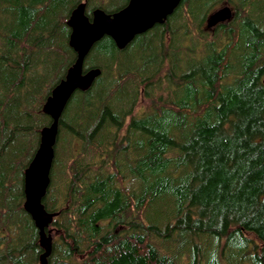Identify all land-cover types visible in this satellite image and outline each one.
Instances as JSON below:
<instances>
[{"label":"trees","instance_id":"trees-1","mask_svg":"<svg viewBox=\"0 0 264 264\" xmlns=\"http://www.w3.org/2000/svg\"><path fill=\"white\" fill-rule=\"evenodd\" d=\"M81 1L0 0V264H39L24 169ZM127 2L86 0V15ZM94 67L59 118L48 264H264V0H181L123 49L95 42Z\"/></svg>","mask_w":264,"mask_h":264},{"label":"water","instance_id":"water-1","mask_svg":"<svg viewBox=\"0 0 264 264\" xmlns=\"http://www.w3.org/2000/svg\"><path fill=\"white\" fill-rule=\"evenodd\" d=\"M180 2L181 0H128L125 6L113 12L95 8L89 18L86 15V0H83L72 9L66 19L70 28L68 45L75 52V59L42 104L41 110L51 118V122L40 129L38 146L24 169L23 177V208L38 230L39 245L43 250L39 255V264H48L53 240L52 229L48 227L59 214L48 211L43 204L50 184L59 118L73 93L88 90L101 74L98 67L84 70L87 54L103 36H109L118 49L125 48L136 35L155 24H162ZM232 15L230 5L224 4L207 16L205 26L212 28L229 20Z\"/></svg>","mask_w":264,"mask_h":264},{"label":"rangeland","instance_id":"rangeland-1","mask_svg":"<svg viewBox=\"0 0 264 264\" xmlns=\"http://www.w3.org/2000/svg\"><path fill=\"white\" fill-rule=\"evenodd\" d=\"M120 2H122V0H113V3H112V4H115V5H116V4L120 3ZM87 64H88V65H89V64H92V57H90V59H89V58L87 59ZM139 96H140V95H139ZM139 100H142L141 97L139 98ZM144 104L146 105V103H142L141 105H144ZM141 105H140V106H141ZM138 109H139L138 106L135 107V110H138ZM62 140H63V137L61 138V141H62Z\"/></svg>","mask_w":264,"mask_h":264},{"label":"flooded vegetation","instance_id":"flooded-vegetation-1","mask_svg":"<svg viewBox=\"0 0 264 264\" xmlns=\"http://www.w3.org/2000/svg\"><path fill=\"white\" fill-rule=\"evenodd\" d=\"M221 7V6H220ZM231 7V6H230ZM219 8V7H218ZM234 9H232V11H233ZM48 228H52V233H54V232H56V230H55V227H51V224L49 225V227Z\"/></svg>","mask_w":264,"mask_h":264},{"label":"bare ground","instance_id":"bare-ground-1","mask_svg":"<svg viewBox=\"0 0 264 264\" xmlns=\"http://www.w3.org/2000/svg\"><path fill=\"white\" fill-rule=\"evenodd\" d=\"M235 45V44H234Z\"/></svg>","mask_w":264,"mask_h":264}]
</instances>
